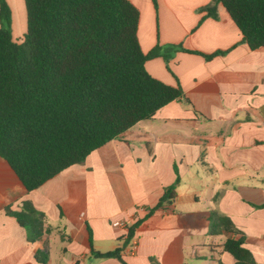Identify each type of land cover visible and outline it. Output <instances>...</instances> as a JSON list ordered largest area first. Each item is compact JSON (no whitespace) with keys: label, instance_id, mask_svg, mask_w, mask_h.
Returning a JSON list of instances; mask_svg holds the SVG:
<instances>
[{"label":"crops","instance_id":"obj_1","mask_svg":"<svg viewBox=\"0 0 264 264\" xmlns=\"http://www.w3.org/2000/svg\"><path fill=\"white\" fill-rule=\"evenodd\" d=\"M130 1L140 12L143 52L160 45L226 53L207 60L177 50L168 62L148 60V72L181 87L190 103L167 104L36 190L27 191L0 157V264H123L93 252L120 247L137 220L144 221L121 252L127 264H187L198 239L209 241L212 264H234L221 248L234 235L211 234V211L230 218L264 264V47L243 43L221 4L218 20L201 12L213 0H156L157 7L154 0ZM177 178L173 203L147 216ZM25 201L53 227L35 242L5 212L20 211ZM41 250L49 253L46 263L36 259Z\"/></svg>","mask_w":264,"mask_h":264},{"label":"trees","instance_id":"obj_2","mask_svg":"<svg viewBox=\"0 0 264 264\" xmlns=\"http://www.w3.org/2000/svg\"><path fill=\"white\" fill-rule=\"evenodd\" d=\"M27 33L16 40L11 33V10L0 0V157L13 169L27 191L38 189L175 100L186 99L181 87L153 77L148 60L182 50L207 60L225 54L205 55L182 46L157 45L143 52L138 29L140 12L130 0H24ZM157 7V2L154 0ZM222 5L251 50L264 47V0H213L201 8L219 19ZM176 183L167 187L155 210L173 203ZM264 207V205H262ZM27 231L29 242L53 231L46 215L25 201L20 211L6 207ZM144 220L127 226L122 245L99 259L117 258L131 243ZM211 234L231 233L222 251L234 264H257L245 247V237L230 218L211 211ZM239 235V237H236ZM47 250L36 259L46 263ZM151 263L159 264L151 258ZM219 264H223L219 261Z\"/></svg>","mask_w":264,"mask_h":264},{"label":"rangeland","instance_id":"obj_3","mask_svg":"<svg viewBox=\"0 0 264 264\" xmlns=\"http://www.w3.org/2000/svg\"><path fill=\"white\" fill-rule=\"evenodd\" d=\"M11 10V33L14 38H24L27 33L26 8L23 0H7ZM210 238V236L208 237ZM219 241V238L217 239ZM198 253L196 257H188L187 264H212L209 241L198 239Z\"/></svg>","mask_w":264,"mask_h":264},{"label":"built area","instance_id":"obj_4","mask_svg":"<svg viewBox=\"0 0 264 264\" xmlns=\"http://www.w3.org/2000/svg\"><path fill=\"white\" fill-rule=\"evenodd\" d=\"M136 248V244L134 243L132 246V249L134 250Z\"/></svg>","mask_w":264,"mask_h":264}]
</instances>
